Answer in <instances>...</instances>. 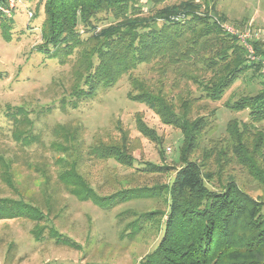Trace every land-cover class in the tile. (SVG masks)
Listing matches in <instances>:
<instances>
[{"label": "trees", "instance_id": "1", "mask_svg": "<svg viewBox=\"0 0 264 264\" xmlns=\"http://www.w3.org/2000/svg\"><path fill=\"white\" fill-rule=\"evenodd\" d=\"M44 19L41 42L36 49L66 64L72 59L69 100L62 98L60 109L76 108L80 99L93 97L98 89L127 77L130 100L144 103L159 120L179 129L183 145L181 166L172 181L162 185L133 186L107 195L99 194L80 172L81 160H115L132 166V151L138 147L119 124L118 136L96 140L83 155L77 150L83 128L80 125H54L57 141L49 145L57 153L56 178L67 193L81 201H91L101 208H111L137 198H157L166 190L168 209L162 232L154 248L137 264H264V200H257L242 190L234 179L218 188L206 186L195 160L187 159L198 144L204 127L203 116L192 117V110L203 99L218 101L235 80L250 69L257 71L260 62L250 61L246 48L235 34L227 31L224 18L199 11L191 0L167 4L171 0H148L149 14L144 15L138 0H39ZM111 21L99 27V24ZM99 27V29H98ZM255 54L264 61V43L252 41ZM150 65L156 78L135 74L141 65ZM198 91L194 95L187 84ZM185 86V88H183ZM248 110L252 121L264 120V89L239 97L230 106ZM4 116L12 125L11 135L22 146L41 143L40 135H30L28 111L22 106L9 107ZM137 131L158 143L156 131L141 116L135 115ZM233 126L235 124L233 123ZM239 147L233 154L251 169L254 159L242 144L240 132L227 126ZM263 138V135H260ZM143 172L160 173L162 167L144 162ZM12 160L0 154V178L12 187ZM264 183V177L257 175ZM161 212L136 213L124 210L116 214L125 223L120 236L133 239ZM45 219L41 208L23 197L0 196V219ZM33 238L42 240L41 228L32 229ZM51 237L56 233L49 229ZM57 243L67 244L54 237Z\"/></svg>", "mask_w": 264, "mask_h": 264}, {"label": "rangeland", "instance_id": "2", "mask_svg": "<svg viewBox=\"0 0 264 264\" xmlns=\"http://www.w3.org/2000/svg\"><path fill=\"white\" fill-rule=\"evenodd\" d=\"M186 0H171L157 7ZM199 11L225 19L227 31L246 33V43H264V0H191ZM143 14L148 15L151 3L138 0ZM33 12L28 19L27 11ZM44 19L39 0H17L11 18L0 15V154L12 160V187L0 178V196L23 197L37 204L45 219H0V264H137L139 259L156 245L162 232L168 209V194L164 190L157 198H137L111 208H101L91 201L78 200L59 184L56 157L49 145L59 137L52 133L54 125H80L82 135L77 149L81 155L96 140L106 141L118 136L119 124L129 138L138 145L132 153L135 162L123 166L115 160L95 161L84 159L79 165L88 183L102 195L121 188L153 186L170 183L181 166L179 153L183 145L181 131L163 124L144 103L127 97L129 83L123 76L117 83L98 89L91 98L80 99L76 108L60 109L62 98L69 100L72 77V59L66 64L39 52L41 26ZM111 18L99 24L107 25ZM98 27V29H99ZM256 55V54H255ZM260 59V56L257 55ZM261 60V59H260ZM253 62H256L253 61ZM261 65V63H260ZM135 74L156 78L150 65L141 64ZM185 88V86H183ZM194 95L195 86L187 84ZM264 89V70L250 69L228 88L221 99H203L192 110V117L203 116L204 127L199 134L197 148L187 156L195 160L201 176L209 188H218L229 179L257 200H264V120L252 121L248 110L230 108L245 95ZM22 106L28 111L30 124L24 126L30 135H40L41 143L30 146L18 144L11 135L12 125L4 116L9 107ZM153 128L158 143L144 138L136 129L135 115ZM239 131L242 144L254 159L255 168H249L233 154L237 146L235 137L227 131ZM233 123L235 126H233ZM263 135V138H260ZM58 155V156H57ZM144 162L160 167V173L143 172ZM136 213L156 210L161 212L154 223L130 239L120 236L125 223L117 222L116 214L124 210ZM41 228L43 238H33L32 229ZM54 237L67 244L57 243ZM50 233H52L50 235Z\"/></svg>", "mask_w": 264, "mask_h": 264}, {"label": "built area", "instance_id": "3", "mask_svg": "<svg viewBox=\"0 0 264 264\" xmlns=\"http://www.w3.org/2000/svg\"><path fill=\"white\" fill-rule=\"evenodd\" d=\"M17 0H0V15L4 16L5 18H11L13 11L16 7ZM27 17L28 19L33 17L32 11H27ZM230 33L235 34L241 44L246 48L247 51V57L250 61H258L261 63L262 70H264V61L257 58V55H255L252 46H250L248 43H246V38L249 36L246 33H237L236 31H230Z\"/></svg>", "mask_w": 264, "mask_h": 264}]
</instances>
